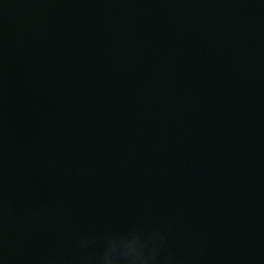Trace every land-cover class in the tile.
Instances as JSON below:
<instances>
[{
	"label": "water",
	"instance_id": "water-1",
	"mask_svg": "<svg viewBox=\"0 0 264 264\" xmlns=\"http://www.w3.org/2000/svg\"><path fill=\"white\" fill-rule=\"evenodd\" d=\"M264 264V0H0V264Z\"/></svg>",
	"mask_w": 264,
	"mask_h": 264
},
{
	"label": "clouds",
	"instance_id": "clouds-1",
	"mask_svg": "<svg viewBox=\"0 0 264 264\" xmlns=\"http://www.w3.org/2000/svg\"><path fill=\"white\" fill-rule=\"evenodd\" d=\"M146 249L147 241L139 247L117 246L112 238L99 264H152L156 257V246L153 245L150 252Z\"/></svg>",
	"mask_w": 264,
	"mask_h": 264
}]
</instances>
